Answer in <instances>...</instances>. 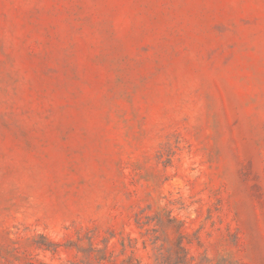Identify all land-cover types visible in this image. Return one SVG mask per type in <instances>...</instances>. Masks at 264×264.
Instances as JSON below:
<instances>
[{"label":"rangeland","instance_id":"rangeland-1","mask_svg":"<svg viewBox=\"0 0 264 264\" xmlns=\"http://www.w3.org/2000/svg\"><path fill=\"white\" fill-rule=\"evenodd\" d=\"M0 264H264V0H0Z\"/></svg>","mask_w":264,"mask_h":264}]
</instances>
